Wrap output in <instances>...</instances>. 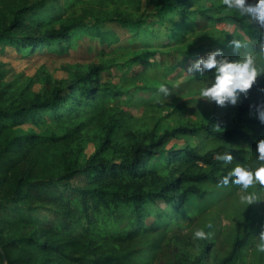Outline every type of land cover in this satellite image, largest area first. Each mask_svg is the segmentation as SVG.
<instances>
[{"label": "trees", "instance_id": "trees-1", "mask_svg": "<svg viewBox=\"0 0 264 264\" xmlns=\"http://www.w3.org/2000/svg\"><path fill=\"white\" fill-rule=\"evenodd\" d=\"M50 1L59 0H0V49L8 45L19 53L67 50L81 34L97 37L101 45L117 44L116 32L100 27L102 20H111L131 34L127 45L115 48V53L130 55L117 67L140 63L142 69L133 78L142 80L136 88L148 95L136 97L131 89H122L131 83L129 75H121L119 84L101 81L100 72L108 65L99 63L64 86L46 76L41 91H22L16 98L8 95L11 84L0 80V264H147L146 250L154 252L169 233L188 226L191 221L184 224V218L204 213L223 194L237 189L236 184H219L233 165L216 160L217 154L240 147L256 159V141L264 138V124L249 105L264 101V74L222 121L203 118L130 130L119 122L118 113L103 121L100 105L114 98L127 106L162 97L158 79L173 73L176 65L159 71L158 55L176 49L178 57L184 53L193 57L201 50L194 44L207 27L230 23L250 47L261 29L227 9L223 0H151L153 19L146 13H122L92 22L82 14L66 15L43 4ZM78 1L65 0L64 6ZM197 18L204 19V27H196ZM155 24L167 38L159 44L160 35L151 28ZM168 86L172 94L173 87ZM186 102L176 103L174 109L183 112L189 106ZM24 124L38 131L23 130ZM92 124L101 125L95 134L98 141L94 152L82 160L81 136ZM174 138L197 142L175 147ZM233 157L235 166L238 156ZM248 213L242 219L231 218L229 251L216 264H238L243 249L259 240L260 226ZM204 229L212 233L210 239L194 240L192 231L185 234L188 245L203 243L200 254L172 245L169 258L156 264H209L204 254L216 232ZM143 241L145 245L137 247Z\"/></svg>", "mask_w": 264, "mask_h": 264}, {"label": "rangeland", "instance_id": "rangeland-1", "mask_svg": "<svg viewBox=\"0 0 264 264\" xmlns=\"http://www.w3.org/2000/svg\"><path fill=\"white\" fill-rule=\"evenodd\" d=\"M38 1V0H35ZM65 0L53 1L43 3L48 7L53 6L55 9H60L64 14L69 15L75 13L76 15H83L86 22H92L95 19H103L104 15H118L122 13H131L138 15L146 13L147 19H153L150 15L154 8V3L151 0H81L74 2L72 6H64ZM251 2V0H249ZM236 12V11H235ZM195 20L196 27H204L205 21L202 18ZM102 29H112L119 37L117 44L101 45L97 37L81 34L73 38V45L67 50H51L50 48H43L36 50L33 53H19L13 46H4L0 49V80L1 83L11 84L8 89V95L16 98L19 93L37 92L41 91L45 85V77L48 76L56 84L64 86L70 82L76 75L88 71L89 66L93 64H104L107 66L105 70L100 72V80L107 83L119 84L122 80L121 75H129L131 83L122 85V89H131L132 93H136V97H140L145 93L147 97V90L137 89L142 85V80L134 79L133 77L142 69L140 63H134L130 66H125L122 70L117 66L124 64L130 58L129 53H115L118 45H127L130 38V32L121 28L117 22L111 20L100 22ZM154 31L160 35V39L156 44L161 41H166V36L161 27L157 24L153 25ZM229 35V36H227ZM231 35H236L243 39L240 29L232 24L221 23L215 27H207L201 32L202 40H199L195 47H201L197 54L203 55L204 53L214 50L217 47H224V44L232 38ZM216 44H211L212 42ZM1 48V44H0ZM184 49V48H183ZM226 52H231V48H225ZM197 54L190 57L189 53H184L179 56V50L171 49L166 53L161 52L158 55L159 71H163L167 64L169 66L176 65L173 73L169 74L166 78L161 77L157 83L169 84L173 87V93L168 97H160L153 101H149L137 105L118 104L117 99L102 102L99 110L103 121H107L109 117L118 113L121 116L120 123L126 124L130 130H149L152 127L159 125L175 126L177 123H195L197 121L209 120L216 118L219 121L224 120L228 116L233 105H226L220 107L215 106L214 103H209L200 99L198 96L200 84L196 82L197 79H189L193 75L187 73L184 69L187 64L194 59ZM238 55V54H237ZM179 58L181 60H179ZM258 67L264 68V57H256ZM183 61V63H182ZM263 75V74H262ZM260 77V76H259ZM258 77V78H259ZM189 79V80H188ZM202 80V79H201ZM167 84V85H168ZM198 85L195 89H189V85ZM151 85V84H149ZM187 101L189 106L183 111L179 112L174 109L176 103ZM193 104V105H192ZM123 111V113H122ZM23 130L38 128L30 124H24L21 127ZM101 125L92 124L83 129L81 136V144L83 149L80 153V159H85L91 155L95 150L96 133H100ZM197 142L194 138H180L172 139L171 143L175 147L183 146L185 143L194 145ZM232 153V152H231ZM241 153V154H240ZM232 155L238 156L237 163H245L252 165L255 159H252L246 149L235 147ZM236 163V164H237ZM234 167V162L231 163ZM257 187H252L248 191H257ZM242 194V189L237 185L234 192L226 195L223 194L219 201L210 206L204 213L195 215L194 218H184L182 222L186 224L191 223L186 227H181L179 233H169L167 238L162 240L161 246L154 252L146 250L147 264H156L159 259L167 260L169 258L168 252L172 245L180 247L184 252L198 255L204 247L203 243H196L188 245L185 239V234L192 233L199 228L204 229L211 225V230L214 233V243H209L207 251L204 254L205 262L209 264H216L217 261L225 257L229 251V243L232 236L231 218H240L249 211L250 218L255 219L256 225L264 223V202H256L252 206L244 204L240 201L239 197ZM149 219L146 221L149 223ZM171 236V237H170ZM179 237V238H178ZM151 242V239L149 243ZM142 242L137 247L145 245ZM259 240H256L253 245L243 249V258L238 264H264V252L258 248ZM204 262V263H205Z\"/></svg>", "mask_w": 264, "mask_h": 264}, {"label": "clouds", "instance_id": "clouds-1", "mask_svg": "<svg viewBox=\"0 0 264 264\" xmlns=\"http://www.w3.org/2000/svg\"><path fill=\"white\" fill-rule=\"evenodd\" d=\"M224 6L229 10H235L239 15L254 21L261 31L258 39L250 47L249 43L236 35L224 44L203 55L197 54L184 69L187 73L197 77L200 84L198 96L209 103H215L220 107L237 105L242 98H247L249 90L257 82V78L264 74V68L258 67L254 53L264 55V0H223ZM225 48H231L226 52ZM244 49L245 51H241ZM238 54V55H237ZM201 78H206L201 80ZM164 97L171 94L167 84L161 83L158 89ZM264 91V89H262ZM250 111L264 124V101L249 105ZM215 159L224 164H231L234 157L231 152L217 154ZM219 184L239 185L242 194L239 199L242 203L251 205L256 202H264V138L256 141V159L252 165L237 163L224 174ZM257 191H248L252 187ZM209 228L211 225L208 226ZM258 248L264 252V223L260 225ZM212 233L199 228L193 232L194 240L210 239Z\"/></svg>", "mask_w": 264, "mask_h": 264}]
</instances>
